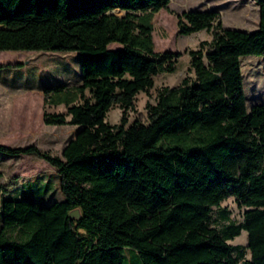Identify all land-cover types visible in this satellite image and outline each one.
<instances>
[{"label":"trees","instance_id":"obj_1","mask_svg":"<svg viewBox=\"0 0 264 264\" xmlns=\"http://www.w3.org/2000/svg\"><path fill=\"white\" fill-rule=\"evenodd\" d=\"M169 1L0 0V51H77L80 68L76 88H41L42 122L77 126L60 156L0 145L54 167L62 195L48 206L2 201L0 264H123L126 248L141 264H264V103L246 109L240 67L264 55V0L251 32L222 27L216 10L174 13L179 35L211 38L185 51L193 76L160 88L147 122L126 126L136 95L177 71L182 52H156L152 40L153 14ZM113 106L117 124L105 120ZM230 196L247 208L239 223L220 208ZM214 208L229 221L220 228ZM242 231L246 246L228 243Z\"/></svg>","mask_w":264,"mask_h":264},{"label":"rangeland","instance_id":"obj_2","mask_svg":"<svg viewBox=\"0 0 264 264\" xmlns=\"http://www.w3.org/2000/svg\"><path fill=\"white\" fill-rule=\"evenodd\" d=\"M168 10L160 9L152 17V40L156 52L179 51L178 68L175 73H162L154 78V87L146 95L138 93L135 110L126 114L128 126L137 115L147 122L146 104H155L156 95L164 86H176L184 76H193L188 69V56L185 52L194 49L202 40L211 38L210 32L201 30L190 35H179L174 13L187 10H216L222 27L245 32L254 31L258 26V7L255 0H170ZM173 12V13H171ZM121 15L123 12L113 10ZM109 48H121L118 43ZM20 63L18 66L0 67V84L14 88H60L72 90L80 83L79 53L77 51H0V64ZM243 92L246 109L256 103H264V55H246L240 58ZM7 96V102L0 105V145L15 148L35 145L52 156H60L66 139L73 132L72 126L59 127L44 125L40 97L37 93L21 94L14 91ZM88 95V93H86ZM80 102V100H78ZM48 112H65V106H49ZM121 109L113 106L105 120L110 124L120 122ZM77 127V126H76ZM0 210L3 200L29 199L39 206H48L61 201L60 176L56 169L35 153L9 155L0 153ZM220 208L229 212V221L239 223L247 209L239 207L233 196L220 203ZM229 221L222 220L219 208L213 209L211 225L220 228ZM1 225V224H0ZM84 237L86 233L82 231ZM246 232L228 241L231 245L246 246ZM123 264H141L135 251L124 250ZM246 258L249 253L246 250Z\"/></svg>","mask_w":264,"mask_h":264},{"label":"crops","instance_id":"obj_3","mask_svg":"<svg viewBox=\"0 0 264 264\" xmlns=\"http://www.w3.org/2000/svg\"><path fill=\"white\" fill-rule=\"evenodd\" d=\"M14 91H20L21 94H30V93H37L38 96L40 97V100L42 102V99H43V93H42V89L41 88H35V87H28V88H24V89H21V88H14V87H11V86H8L7 84H0V105L3 106V104H5L7 102V96L9 95H12L14 94L13 92ZM42 107H43V104L41 103ZM59 105H62V104H59ZM49 106H54V105H46L44 107V109L46 110L47 107ZM58 106V105H56ZM48 112V111H47ZM52 113V112H51ZM61 113H65V112H61ZM66 120H69V116H66ZM45 125V124H44ZM68 124H65V125H56V126H59V127H63V126H67ZM69 126H72L73 127V132L70 134V136L66 139L64 145L66 144V142L68 140H70L76 130H77V127L75 125H69ZM64 145L62 146V148L64 147ZM62 150V149H61ZM80 233H82V230H78Z\"/></svg>","mask_w":264,"mask_h":264},{"label":"water","instance_id":"obj_4","mask_svg":"<svg viewBox=\"0 0 264 264\" xmlns=\"http://www.w3.org/2000/svg\"><path fill=\"white\" fill-rule=\"evenodd\" d=\"M79 210L78 209H73L70 213H69V216L71 218H78L79 217Z\"/></svg>","mask_w":264,"mask_h":264}]
</instances>
